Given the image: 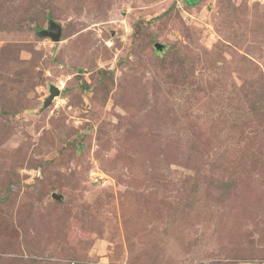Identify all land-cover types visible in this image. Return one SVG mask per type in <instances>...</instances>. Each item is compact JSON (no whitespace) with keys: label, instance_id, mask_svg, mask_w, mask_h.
<instances>
[{"label":"rangeland","instance_id":"1","mask_svg":"<svg viewBox=\"0 0 264 264\" xmlns=\"http://www.w3.org/2000/svg\"><path fill=\"white\" fill-rule=\"evenodd\" d=\"M0 264H264V0H0Z\"/></svg>","mask_w":264,"mask_h":264},{"label":"water","instance_id":"2","mask_svg":"<svg viewBox=\"0 0 264 264\" xmlns=\"http://www.w3.org/2000/svg\"><path fill=\"white\" fill-rule=\"evenodd\" d=\"M38 35L43 38H49L52 42L57 43L61 38V27L55 22H49L48 27L38 32ZM158 44L156 45V47ZM60 90L55 86L49 87V96L45 98L43 108L48 107L56 96H59ZM52 197L59 200L60 197L52 194Z\"/></svg>","mask_w":264,"mask_h":264},{"label":"trees","instance_id":"3","mask_svg":"<svg viewBox=\"0 0 264 264\" xmlns=\"http://www.w3.org/2000/svg\"><path fill=\"white\" fill-rule=\"evenodd\" d=\"M189 5H194L198 2V0H185Z\"/></svg>","mask_w":264,"mask_h":264}]
</instances>
